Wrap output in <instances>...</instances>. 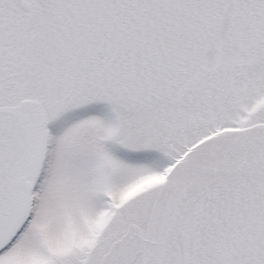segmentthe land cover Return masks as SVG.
Listing matches in <instances>:
<instances>
[{"label": "snow or ice", "instance_id": "6c2138e0", "mask_svg": "<svg viewBox=\"0 0 264 264\" xmlns=\"http://www.w3.org/2000/svg\"><path fill=\"white\" fill-rule=\"evenodd\" d=\"M0 264H264V0H0Z\"/></svg>", "mask_w": 264, "mask_h": 264}]
</instances>
